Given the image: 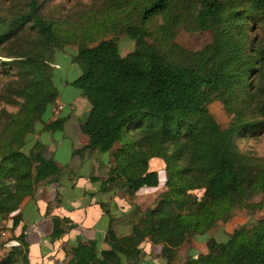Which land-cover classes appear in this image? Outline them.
<instances>
[{"label": "trees", "instance_id": "trees-1", "mask_svg": "<svg viewBox=\"0 0 264 264\" xmlns=\"http://www.w3.org/2000/svg\"><path fill=\"white\" fill-rule=\"evenodd\" d=\"M131 9L122 29L136 43L132 52L121 56L118 42L104 39L81 44L74 57L83 71L65 82L92 99L81 123L91 143L77 153L111 154L107 178L92 176L104 191L121 186L135 195L164 189L130 233L109 227L108 249L96 240L66 247L69 264H137L146 242L162 245L167 264H264V216L252 227L234 228L224 241L208 237L207 252L175 262L185 243L256 205L250 201L264 193V158L242 152L234 142L241 132L264 129V0H139ZM188 16L201 30L213 31V43L197 50L175 43ZM158 17L163 23L157 34L171 41L165 48L148 41ZM75 40L44 16L39 0L11 18L0 16V51L14 50L8 64L0 61V74L13 72L16 98L10 102L19 107L1 122L0 225L13 236L4 243L9 251L0 264L30 263L21 204L65 174L44 155L40 141L25 149L37 133L64 131L71 119L52 116L61 91L51 55ZM215 100L232 115L226 128L211 112ZM52 220V241L76 226L69 217Z\"/></svg>", "mask_w": 264, "mask_h": 264}, {"label": "rangeland", "instance_id": "rangeland-1", "mask_svg": "<svg viewBox=\"0 0 264 264\" xmlns=\"http://www.w3.org/2000/svg\"><path fill=\"white\" fill-rule=\"evenodd\" d=\"M30 1L31 0H0V16L11 18L17 13L25 11ZM39 1L41 4V12L44 14V16L50 22L54 23L58 28H60L62 33L65 35L74 34L76 39L74 42H67L63 49L55 50L51 55L54 81L61 91L63 102L67 105L65 108V104L60 99H58L52 108V116L53 118H57L60 117V115L66 116L69 114L71 112V103L73 99L80 95L79 88L72 84L65 86L63 83L66 81V79L69 81L74 80L83 71L84 64L79 61H74V57L78 54L81 44L93 46L101 40L114 39L118 42L119 53L121 56L128 55L136 48L135 41L128 38L122 28L124 26L123 22L129 20L128 18L132 14L131 8L135 2L139 0ZM135 20L137 21V17H135ZM161 23H163V20L161 17H158L153 19L149 27L153 31V36L149 38L148 41L155 48H165L166 46L170 45L171 42L164 39V37L160 34H157V30ZM26 35L31 34L26 33L22 36ZM23 40L28 42L27 40L30 39ZM214 40L215 37L213 31L211 29L207 31L201 30L196 25V22L191 16L186 17L183 23L177 28L174 38L175 43L190 50L202 49L206 45L213 43ZM12 52H14V50L10 46L0 51V61H2L4 65L8 64V61L13 59L11 57ZM12 81L13 72L8 74H0V134L2 132L1 122L6 121L8 118L7 113H15L19 109L17 105L11 104L10 102L16 98L14 94L15 92H12L10 89ZM84 97L85 99H91L90 96ZM85 109H87L85 103H76L75 109L73 108L72 111L73 114H70L71 120L68 122V131L78 132L80 130V123H78L79 119L77 114L74 112H78V114L82 116V114L85 112ZM210 109L222 127L226 128L231 121L232 115H230V113L227 111L223 102L219 100L213 101L210 105ZM50 115L51 110H49L44 115V118L48 119ZM54 133L56 142L58 141V144H60L59 150L57 152V158L61 162L62 166L68 169L67 174L62 179V181H60L61 186L59 188V193L63 198V204L61 206L63 210L61 212L70 213L73 220L81 222L85 221L87 224H93L92 222L96 221L98 225V221H101V226L100 228H96L97 234L95 235V239L100 242V245L104 240V236L98 233V230L104 229L103 223L108 222V227L109 225H112L113 221L115 220V218L111 216L112 213L117 212V215L121 214L126 204L124 199L117 201V203L114 202V204L113 202H107L105 200L107 196H115V190H117L116 194L119 196H130L129 199L133 204V211L138 212L134 215L135 219L140 221L143 212L157 201L159 194L161 191H163V186L154 189H146L132 196L128 194L126 189L121 186H116L113 189L104 191L102 181L99 179H93L90 176L95 174L94 172L96 168L97 174L98 172L99 174L101 172L105 178L107 177L106 168L113 163V157L111 154L103 153L102 159L98 160V165L103 171L98 169L97 166L92 165V161H90L92 159L91 154H84V165L78 168L79 163L82 162V158L79 156L75 158L71 156L70 146L73 138L67 136V130H58ZM33 139H35V137H33L31 140ZM31 140L28 142V146H26L25 150L29 148ZM234 142L237 148H239L242 152L264 158V129L249 133L241 132L235 137ZM98 155H100V153L95 152L96 158L99 157ZM1 158L2 156L0 154V162ZM109 159L112 160L110 163ZM73 174L82 175V178L78 180V183L75 187L71 182L72 180L69 179L70 175ZM84 191L97 192V197L94 200L99 202V205L97 204L99 206L98 208H90V205L87 207V209L83 207L84 205L90 204L84 203L82 199H80L83 196ZM197 193L200 195L201 191H197ZM88 197L90 196L88 195ZM250 202H255L256 205H251L246 210H239L227 223L218 224L212 228L210 232L198 235V239L200 241L194 237L192 240L185 243L178 251L175 262L181 263L185 261L189 256L190 250L193 248L197 249L192 250L190 252V256H198L199 254L207 252L206 244L202 243V241L205 242L208 236H214L217 240L224 241L228 238L229 233L234 228L240 225H247L249 227L254 226L258 220L264 216V193L258 195ZM44 205L50 207V203L43 204V208ZM100 207L104 208L107 212L100 211ZM109 208L112 209L109 210ZM86 213L88 214V217L86 216ZM40 214H44V209L41 210ZM26 217L33 220V218L37 217V211L31 207L29 210V215H26ZM44 221H46V219H44ZM117 221L120 225L124 223L127 225L129 223L124 219H118ZM43 224H45V222ZM105 227L107 229V226ZM130 228L131 227H123L121 229H116H119L120 233L126 234V231L129 232ZM71 231L74 233L77 231V228H73ZM12 236L13 233H11V236L7 239H0V255L4 256L9 251V248L5 246L4 243L8 242ZM39 236L40 238H38ZM47 236L48 235L45 233V228H42L39 234L36 232L29 233L28 241L30 243L32 256L31 264H42L43 259V261H45L44 264H56L54 259H48V256L49 251L54 245H58L59 242L54 243V241H50ZM58 257L59 256H56L54 258ZM126 262L127 264H132L128 261ZM19 263L23 264L21 260ZM61 264H69V262L64 261ZM137 264H167V262L163 259V252L159 246L153 247L150 242H146L144 245L142 258Z\"/></svg>", "mask_w": 264, "mask_h": 264}, {"label": "crops", "instance_id": "crops-1", "mask_svg": "<svg viewBox=\"0 0 264 264\" xmlns=\"http://www.w3.org/2000/svg\"><path fill=\"white\" fill-rule=\"evenodd\" d=\"M63 84L65 86H67L66 82H64ZM83 97L80 94V95L76 96L73 99V101L71 103V112L69 113L71 115L73 114L72 111H73V108L75 109L76 103L77 104L78 103H85L87 109H85V112L82 114V116H80L78 114V112H74L75 114H77V117L79 119L78 123H80L79 124L80 130L78 132L77 131L76 132L68 131V126H69L68 123H67L66 129H65L68 132L67 136L73 138L72 141H71V146H70L71 156H73L74 158L77 157V156L82 158L81 159L82 162H80L79 166H78V168H79V167H82L84 165V163H83L84 162L83 159H85V155L84 154H89V152H90L91 155H92V159L90 160V161H92V165L93 166H97L98 169L102 170L101 167L98 165V160L102 159V154L98 155L99 157L96 158L95 152L97 153V151H86L83 154H81L79 152L77 153V151L80 150L83 146L89 145L91 143V136L89 134L81 131V123L86 120V117H87V115H88V113H89V111H90V109L92 107V99H90V98L89 99L88 98L85 99V97L84 98ZM59 99L63 102L62 95L60 96ZM66 106L67 105L65 104V108H66ZM69 114H67V115H69ZM60 117H64V116L60 115ZM74 126H75V124H74ZM54 134H55L54 132H48V131H43V132L37 133L34 136L35 139L31 140V143L29 145V148H27V151H29L33 147L35 142L40 141L44 145V149H43L44 155L47 158H53L59 164V166L62 169H64V173L65 174L62 176V179H63L65 177V175L67 174L68 169L63 167L61 162L57 158V152L59 150L60 144H58V141L56 142ZM111 161L112 160L109 159V163ZM156 162H157L158 166L161 165L159 161H156ZM94 173L95 174H93L92 176L95 175V176L99 177V176L102 175L101 172H100V174H99V172L97 174L96 168H95V172ZM92 176H90V177L92 178ZM101 177L104 178V179L107 178V177L105 178L104 175H102ZM81 178H82V175H77V174L70 175V177H69V179L72 180L71 182L73 183L74 187L77 185L78 180L81 179ZM60 186H61V183H57V184H55V183L54 184L46 183V184L42 185L40 188L37 189L36 193L33 196H28V197H26L23 200V202L21 204V208H20V212H21V214L23 216V219H24L23 223L28 226V228H27L28 236H29V233H33V232H36L37 234H39V232H41V229L45 228V233H46V235H48L47 237L51 241L50 235L53 232V227H54L52 218L55 217V216L69 217L76 224V226H75V228H77L76 232L73 233L72 231H69L61 239L54 241V243L55 242H59V244L58 245H54L53 248L49 251L48 259L49 258L54 259L56 264H61L64 261L65 262H67V261L69 262V260L71 258V255H67L66 254V247L68 249H70V247H73V246L77 245L81 241L86 243V242H88L90 240H96L95 239L96 238L95 235L97 234L96 233V228H100V226H101L100 225L101 221H98V225H97L96 221H93L92 222L93 224H87L85 221L81 222V221L73 220V218H72L70 213L61 212L63 210L61 208V206L63 204V198H62L61 194L59 193ZM116 191L117 190L114 191L115 192V196H112V195L111 196H107L105 200L107 202H110V203L113 202V204H114V202L117 203V201H119L121 199H124L126 204H125L124 210L122 211L121 214L117 215V212L112 213L111 216L115 218V220L113 221L112 227L119 234H122V233L119 232V229H121L123 227H131L129 232L126 231V234H128V233L131 232V230L133 228V225L135 223L139 222V221H137L135 219V216H134L138 212H134L133 211V204H132V202L129 199L130 196H126V195L123 196V197L119 196L118 194H116ZM126 192L132 196V194L129 193L127 190H126ZM96 194H97L96 191H90V192L84 191L83 196L80 199H82V201L84 203H90V204H87V205L83 206V207H85V209H87V207L89 205H90V208H93V207L98 208L99 207L98 206L99 202L94 200L97 197ZM88 195L90 197H88ZM45 203H47V204L50 203V207H47L46 205H44V208H43V204H45ZM31 207L34 208L35 211H37V217L33 218V220H31V218H27L26 217V215H29V210H30ZM43 209H44V214L42 215V214H40V212ZM110 209H112V208H109V210ZM99 210L102 211V212L103 211L107 212L102 207H100ZM86 216L88 217V214ZM44 219H46V221H44ZM118 219L127 220L129 223L127 225L125 223L120 225L119 222L117 221ZM44 222H45V224H43ZM105 226H107V229H109V227L111 225H109V227H108V222L103 223V228L104 229H99L98 230V233H100L101 235L104 236V240H103V242H101L102 244L100 245V242H98V240H96L103 251L109 248L108 244L105 242V235L107 233V229H106ZM116 228H119V229H116ZM208 237H210V236H208ZM38 238H40V236ZM196 239L199 240L198 236L196 237ZM202 243L206 244V241L205 242L202 241ZM150 244L153 247L159 246L161 248L162 252H163L162 245L152 244L151 242H150ZM144 245H143V247H144ZM194 249H197V248H193L192 250H194ZM192 250H190V252ZM190 252H189V256H190ZM56 256H59V257L58 258H54ZM163 259H164V257H163ZM29 260H30L29 264H31V262H32L31 248H30ZM43 260H42V264H44V262H45Z\"/></svg>", "mask_w": 264, "mask_h": 264}, {"label": "built area", "instance_id": "built-area-1", "mask_svg": "<svg viewBox=\"0 0 264 264\" xmlns=\"http://www.w3.org/2000/svg\"><path fill=\"white\" fill-rule=\"evenodd\" d=\"M0 235L3 237V238H8L11 236V233L6 230L2 225H0ZM3 255H0V260L2 259Z\"/></svg>", "mask_w": 264, "mask_h": 264}]
</instances>
